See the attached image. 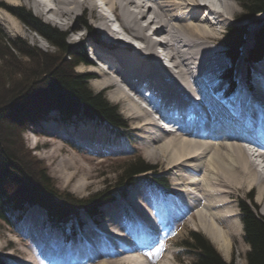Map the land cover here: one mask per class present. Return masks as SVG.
Segmentation results:
<instances>
[{
  "label": "bare ground",
  "instance_id": "bare-ground-1",
  "mask_svg": "<svg viewBox=\"0 0 264 264\" xmlns=\"http://www.w3.org/2000/svg\"><path fill=\"white\" fill-rule=\"evenodd\" d=\"M27 1L50 21L60 27L71 28L74 41L86 37V33L82 32L83 25L76 19L88 10L97 12L93 15H98L100 20L95 25L104 33V39H95L90 34L88 47L94 55L90 53V56L102 68L99 66L88 73L100 77L96 80L99 87L110 88L113 101H125L124 109L138 122L137 127L147 128L144 135L146 153L161 157L168 168L176 172L173 184L180 197L177 206L174 205L177 209H172V212L180 209L183 214L170 217L167 212L158 211L155 218L160 217L168 224L185 223L187 220L195 222L220 251L227 253L229 233L236 234L241 227L238 212L229 205L233 201V189L255 188L257 204L264 209V143L259 139L244 141L236 136L241 132L239 128L248 129L254 138L264 133L261 128L264 124V59L255 63H263L260 74L263 82L254 88L248 79L251 69L247 71L245 58L242 57L246 74L243 85L247 92L224 99L233 106L238 119L228 124L219 122L218 118L224 113L216 108L214 101L216 98L222 100L221 94L227 89L226 80L221 75L224 70L220 59L222 53L216 47L220 45L223 52L218 30L233 16L234 3L231 0ZM218 2L224 5L220 6ZM20 3L22 0H0V23L8 32L25 30L13 13L15 5ZM110 13L118 23L116 27ZM157 45L164 49L168 63ZM219 81H223L224 85ZM238 84L237 81V87ZM163 109L165 113L171 110L190 112L193 120L186 123L182 130L166 131L160 128L165 126L164 123L158 124L150 117L151 111ZM171 114L167 118L174 127L179 124V119ZM32 209L42 210L38 205H33ZM26 218L33 224V229H26V234L40 248L48 264H74L86 256L81 254L78 258L77 254L76 258L73 256L64 262L56 254L51 253L48 258L47 244L53 238L43 236L38 230L36 224L39 219L34 220L29 213ZM148 225L149 231L138 242L135 240L138 236L132 233L134 242L113 244L111 241L110 245L115 250L108 248L109 251L117 255L141 252L155 238L154 232L160 230L157 224ZM169 251L170 248H167L166 252ZM96 252L87 256L96 257ZM137 255L135 258L122 256L132 264H148L145 258Z\"/></svg>",
  "mask_w": 264,
  "mask_h": 264
},
{
  "label": "rangeland",
  "instance_id": "rangeland-1",
  "mask_svg": "<svg viewBox=\"0 0 264 264\" xmlns=\"http://www.w3.org/2000/svg\"><path fill=\"white\" fill-rule=\"evenodd\" d=\"M230 2L232 4L234 3V13L227 23L222 25L221 29L219 28L218 38L220 41L228 26L249 22L247 25V30L249 31L248 40L244 43L245 45L242 47L243 53L240 54L233 67L235 69V76H238L236 79L239 83L234 95H240L241 93L245 94L247 92V88L243 85V81H246V74L244 72L245 63L242 57H246L247 49L252 41L250 34L255 28L258 29L264 23V12L247 17L239 0H231ZM218 3L220 6L224 5L223 3ZM18 7L30 11L41 21L62 30L65 33L66 42L70 45L83 46L82 48L85 49L89 62L88 64L79 63L75 66L74 71L88 73L89 70L99 68V65L92 58L94 56L91 53L92 50L88 47L89 38L91 37L90 34L92 36L93 34L97 35L101 40L104 39V33L97 29L95 25L100 20L98 15H93L97 13L96 11L92 13L88 10L76 19V22L83 25L82 32L86 33V37L74 41L72 39V35L74 34L71 28L60 27L53 21L47 19L45 14H40L34 5H32V8L27 0H22V3L15 5L13 13L22 23L25 29L24 32H8L0 23V35L4 36L6 40V45L4 44L0 47V52L11 51L16 56V60L9 63L6 69L2 68L0 64V79L8 76V74L13 75L18 71H21L23 76H28L30 69L35 66L34 61L31 60L30 62L26 55L20 58L22 54L26 53V49L18 45V38L24 40L29 48L36 49L35 51L38 53L55 54L57 58L62 55V51H58L52 42L35 28L33 23L24 19L17 9ZM110 18L114 20L111 13ZM84 22L88 25V28H86L87 25ZM114 22L115 24L113 26L116 27L118 23L115 20ZM218 46L215 47L222 53L220 56L221 67L224 69L227 64V58L223 56L220 45ZM157 47L161 51L160 54L163 56V59H166L164 61L168 63V59L164 56V49L160 48L159 45ZM90 53L92 56H90ZM169 64L171 63L169 62ZM262 64H255L250 71L248 79L254 88H257V85L263 82L260 75L262 73ZM99 79L100 77L91 76L87 80L88 86L95 93L103 92L108 102L118 106L119 112L127 124L124 135L117 134L109 125L97 124L90 120H78L75 124H60L56 119V112L50 110L43 117L34 120L22 132L24 146L36 158L37 162L45 165L48 173L55 180V186L59 190H64L78 198L85 197L103 189H107L108 191L109 189L113 190L117 186L115 182L117 181L121 166L127 158L140 156L149 164L156 166V170L138 174L133 184L126 185L124 193L120 191L122 186L114 189V199L101 207L104 216H101L98 222H95L93 219H88L83 234L76 241H66L62 232L51 226L43 208L42 211L29 207L24 214H16L10 222L0 219V254L11 264H48L46 258L41 255L40 248L32 241L31 236L28 233V235L26 234V229H33V224L26 218V214L29 213L33 215L34 220L39 219L36 226L38 230L42 231L43 236L50 237L49 239L53 238L47 244L49 253H46V256L48 258L52 254H56L57 256L59 255V258L62 257L61 260L64 262L66 260L69 261V259L71 260L73 256L76 258L77 254L79 256L78 258H80L82 254L86 256L80 258L81 260L79 259L74 264H99L101 261H106L107 264H113L115 261L116 264H132L131 262H126L123 256L124 258L134 257L139 254L141 258L147 260L148 264H194L195 254L188 251L182 241L192 231L204 234L201 227L189 220L185 223L179 221L168 224L160 217L155 218V214L161 210L168 212L170 217L174 216L171 213L172 207L168 206V204L163 206V203H170V205L175 203L174 205H176L180 197L179 192L173 184L176 172L168 168V165L165 164V161L161 157L149 156L146 153L147 142L144 140V135L147 128L137 127L138 122L130 117L124 109L125 101L122 99L113 101L110 98L112 92H110V88L99 87V84L96 83V80ZM219 83L224 85L223 81H219ZM38 84H40L39 80L34 85L32 84L31 90H35L36 86H40ZM24 98L25 96L21 97L19 105ZM44 102L46 100L43 102L38 100L37 102V107L41 111H45L48 108L44 106ZM23 103L26 107V103ZM15 105L17 104L15 103ZM33 109L35 110V107ZM143 176L154 177L155 179L158 176H162L167 180L168 187L149 185L146 183V180H143ZM81 184H83L82 187ZM249 193H253L252 202L248 200ZM231 194L233 201L229 205L231 204L230 206L234 208L235 212H238L237 216L241 227L240 231L238 230V233L235 234L231 229L223 226V228L231 231L229 233L230 241L228 252L224 254L217 248L216 244L204 235L226 261L233 260L235 264H247L246 255L249 250V245L244 240L239 202L246 200L260 215H264V209L257 204L255 188L250 190L233 189ZM148 223L157 224V229L159 230L160 228V230L154 232L155 238L149 241L140 250L141 252H126V255L123 253L117 255L109 251V249H115L112 248L113 245H110L112 244L111 241H113V244L117 242L128 244L133 239L131 234L136 233V230H140L142 236L145 235L149 231ZM118 239L119 241H117ZM167 248L171 250L168 253L166 252ZM92 252H96L95 256H97H87L88 253Z\"/></svg>",
  "mask_w": 264,
  "mask_h": 264
},
{
  "label": "trees",
  "instance_id": "trees-1",
  "mask_svg": "<svg viewBox=\"0 0 264 264\" xmlns=\"http://www.w3.org/2000/svg\"><path fill=\"white\" fill-rule=\"evenodd\" d=\"M239 2L247 17L264 12V0ZM17 9L58 51H62V55L57 58L55 54L38 53L18 38V45L26 49V53L20 58L26 55L30 62L34 61L35 66L30 69L28 76H23L18 71L0 79V219L10 222L16 214L22 215L27 208L38 205L44 209L51 226L61 230L66 241H76L83 234L88 219L98 222L104 216L101 207L114 199V189L122 186L119 189L124 193L126 185L133 184L138 174L154 171L156 166L140 156L127 158L121 166L115 182L117 186L113 190L103 189L81 198L55 186V180L45 165L37 162L23 144L22 132L28 125L50 110L56 112V119L63 125L90 120L109 125L117 134L124 135L127 124L117 105L108 102L103 92L95 93L88 86L87 80L91 75L74 71L79 63L89 62L83 46L70 45L62 30L41 21L22 7ZM248 23L228 26L220 41L227 58L221 75L226 80V86L232 90L237 88L233 67L248 40ZM250 36L252 41L246 57H243L247 71L264 59V23L258 29L255 28ZM92 37L99 39L95 34ZM4 44L6 45V40L0 35V47ZM0 53V64L4 69L16 60L11 51ZM38 80L40 86L31 90ZM38 100H46L43 104L48 107L47 110L41 111L37 107ZM143 180L149 185L168 187L167 180L162 176L157 179L146 176ZM252 199L253 193H249L248 200L252 202ZM239 206L244 240L249 245L247 264H264V215L256 212L246 200H241ZM182 243L188 251L195 254L194 264H235L233 260L226 261L201 232H190ZM0 264L11 263L0 254Z\"/></svg>",
  "mask_w": 264,
  "mask_h": 264
}]
</instances>
